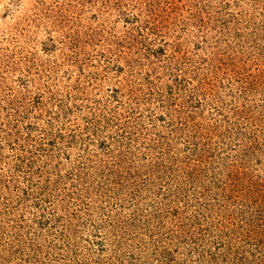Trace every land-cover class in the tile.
Here are the masks:
<instances>
[{
  "label": "rangeland",
  "instance_id": "obj_1",
  "mask_svg": "<svg viewBox=\"0 0 264 264\" xmlns=\"http://www.w3.org/2000/svg\"><path fill=\"white\" fill-rule=\"evenodd\" d=\"M0 264H264V0H0Z\"/></svg>",
  "mask_w": 264,
  "mask_h": 264
}]
</instances>
